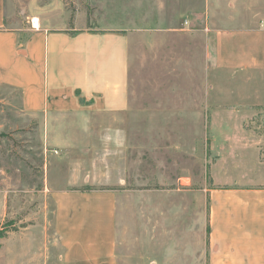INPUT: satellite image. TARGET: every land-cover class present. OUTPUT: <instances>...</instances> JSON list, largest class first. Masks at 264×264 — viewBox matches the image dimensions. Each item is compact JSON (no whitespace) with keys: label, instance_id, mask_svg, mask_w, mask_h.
I'll return each mask as SVG.
<instances>
[{"label":"rangeland","instance_id":"374dc122","mask_svg":"<svg viewBox=\"0 0 264 264\" xmlns=\"http://www.w3.org/2000/svg\"><path fill=\"white\" fill-rule=\"evenodd\" d=\"M30 1L8 0L24 28ZM34 1L68 26L130 33V104L33 113L0 83V264H58L52 193L78 178L82 154L98 187L113 180L111 155L120 160L122 261L207 264L211 191L264 182V68L234 59L247 44L239 32L264 27V0ZM110 136L127 137L116 149Z\"/></svg>","mask_w":264,"mask_h":264},{"label":"crops","instance_id":"0c3cea01","mask_svg":"<svg viewBox=\"0 0 264 264\" xmlns=\"http://www.w3.org/2000/svg\"><path fill=\"white\" fill-rule=\"evenodd\" d=\"M12 5L0 0V83L19 90L25 110L92 114L129 108L130 33L68 26L60 10L39 6L34 11V0L26 6L30 11L23 10L24 28L12 21ZM239 35L247 44L241 53L235 52V63L249 60L264 68V27ZM110 137L113 148L119 149L127 136ZM85 142L78 149L86 151L90 144ZM111 156L107 173H113V180L106 187L87 180L90 161L82 154L78 178L68 184L60 181L52 193L58 264H126L118 253L121 193L113 184L120 160ZM206 244L207 264H264V182L242 179L234 187L211 191ZM47 253L50 260L51 250ZM15 254L17 250L11 252ZM28 259L32 263L34 257Z\"/></svg>","mask_w":264,"mask_h":264},{"label":"bare ground","instance_id":"6f19581e","mask_svg":"<svg viewBox=\"0 0 264 264\" xmlns=\"http://www.w3.org/2000/svg\"><path fill=\"white\" fill-rule=\"evenodd\" d=\"M35 24H37V21H35Z\"/></svg>","mask_w":264,"mask_h":264}]
</instances>
